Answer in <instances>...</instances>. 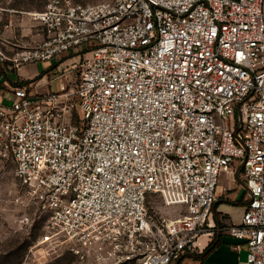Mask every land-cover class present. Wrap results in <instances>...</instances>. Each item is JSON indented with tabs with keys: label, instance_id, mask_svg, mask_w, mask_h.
<instances>
[{
	"label": "built area",
	"instance_id": "1",
	"mask_svg": "<svg viewBox=\"0 0 264 264\" xmlns=\"http://www.w3.org/2000/svg\"><path fill=\"white\" fill-rule=\"evenodd\" d=\"M44 1L29 12L44 38L0 46L14 67L79 56L74 88L0 99V156L48 214L41 242L176 264L201 252L220 175L242 164L246 211L227 232L264 264V0ZM151 195L185 213L155 230Z\"/></svg>",
	"mask_w": 264,
	"mask_h": 264
},
{
	"label": "rangeland",
	"instance_id": "2",
	"mask_svg": "<svg viewBox=\"0 0 264 264\" xmlns=\"http://www.w3.org/2000/svg\"><path fill=\"white\" fill-rule=\"evenodd\" d=\"M75 1L92 4L105 0ZM44 6V0H0V21L4 25L10 22L12 16L27 19L31 17L29 12L42 10ZM70 57L73 63L75 58L72 55ZM64 59L65 57L38 63L40 72L47 70L50 65L53 68L50 75L46 73L43 77L44 90L57 93L64 84L67 87L71 83L69 88L76 86L80 79L79 68L72 63L69 67L61 64L55 68V62ZM80 115L83 117L84 113L81 112ZM15 170L12 158L0 156V264H92L91 258L85 260L76 254L65 237H59L57 244L41 242L42 236L47 233L48 214L29 201L26 189ZM223 172L219 178L217 194L222 193L227 185ZM233 175L236 177V171ZM147 207L148 220L155 230L185 213L184 206L167 205L157 195L149 197ZM139 257L142 256H132L131 261L126 264H136Z\"/></svg>",
	"mask_w": 264,
	"mask_h": 264
},
{
	"label": "crops",
	"instance_id": "3",
	"mask_svg": "<svg viewBox=\"0 0 264 264\" xmlns=\"http://www.w3.org/2000/svg\"><path fill=\"white\" fill-rule=\"evenodd\" d=\"M4 26V27H2ZM45 36L44 29L32 17L22 20L17 17H11L10 22L2 25L0 21V46L10 56L15 49L37 45ZM74 56L72 63L71 57ZM68 56V57H67ZM65 59L56 63L58 66L65 65L69 67L71 63L77 67L79 56L74 52L64 56ZM67 58V59H66ZM38 61L27 63L19 67H14L11 61H0V97L6 102L10 101L13 94V87L19 82L34 80L36 77L51 74L53 68L40 72ZM58 64V65H57ZM54 68V69H55ZM6 73V76L4 73ZM44 75L38 81L30 84L33 92L43 94L48 91L44 90L42 80ZM63 86H66L65 84ZM72 86L70 83L68 88ZM236 165L233 166V171ZM234 172L228 170L223 172V177L227 180V185L223 188L222 193L217 194V200L214 203L210 222L212 225L211 232L199 237L198 244L200 251L209 245L214 235L218 234L221 238V244L211 252L204 260L187 257L183 263L188 264H248L247 248L243 241L231 236L227 232L229 224L232 222L241 223L246 211V201L248 192L240 178L234 177ZM240 246V248H237ZM200 252V253H201Z\"/></svg>",
	"mask_w": 264,
	"mask_h": 264
},
{
	"label": "trees",
	"instance_id": "4",
	"mask_svg": "<svg viewBox=\"0 0 264 264\" xmlns=\"http://www.w3.org/2000/svg\"><path fill=\"white\" fill-rule=\"evenodd\" d=\"M4 73V72H3ZM4 75L6 76V73H4ZM44 75V73L42 74ZM42 75L36 77L34 80H30V81H26V82H19L16 84V86H23V85H27L30 86V84L32 82L38 81L39 79H41ZM214 207V206H213ZM221 238L218 234L214 235L213 239L211 240V242L209 243V245L204 249L203 252L198 253V254H194L193 257L202 261L204 260L211 252H213L220 244H221ZM189 257V255H185L184 257L180 258L176 264H183L184 260Z\"/></svg>",
	"mask_w": 264,
	"mask_h": 264
},
{
	"label": "water",
	"instance_id": "5",
	"mask_svg": "<svg viewBox=\"0 0 264 264\" xmlns=\"http://www.w3.org/2000/svg\"><path fill=\"white\" fill-rule=\"evenodd\" d=\"M241 166H242V164H241ZM241 166H240V167H241ZM240 167H239V168L237 169V171H236V177H237V178H239V169H240ZM243 184L245 185L244 182H243ZM245 187H246V185H245Z\"/></svg>",
	"mask_w": 264,
	"mask_h": 264
}]
</instances>
